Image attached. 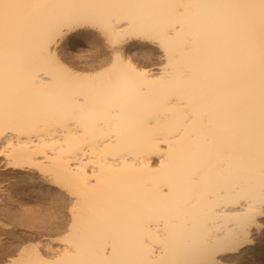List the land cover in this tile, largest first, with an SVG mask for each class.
I'll return each mask as SVG.
<instances>
[{"label":"bare ground","instance_id":"obj_1","mask_svg":"<svg viewBox=\"0 0 264 264\" xmlns=\"http://www.w3.org/2000/svg\"><path fill=\"white\" fill-rule=\"evenodd\" d=\"M1 169L70 204L61 248L1 264L252 263L264 0H0Z\"/></svg>","mask_w":264,"mask_h":264},{"label":"rangeland","instance_id":"obj_2","mask_svg":"<svg viewBox=\"0 0 264 264\" xmlns=\"http://www.w3.org/2000/svg\"><path fill=\"white\" fill-rule=\"evenodd\" d=\"M75 41L78 42V40ZM96 42L98 43L99 41L97 40L95 43ZM142 48L141 52L137 53L138 55H134L135 57L137 56L136 61L138 66L149 68L164 62L162 59L155 58L158 52L145 47L144 49ZM1 170L0 187L2 189L0 188V206L2 205V207H0V264L9 261H21L23 257V247H30V245L39 244L40 242L43 243V240L45 242L50 241L51 247L54 249L61 248L62 242L60 237L65 235L69 223L68 211L70 204L67 203V197H65V199L63 197L62 199L61 195L63 193H61L55 185H53V187L52 184H48L46 181H37L38 179L34 177L38 178V176H35V174H28L26 171L16 170L17 173L11 175V173L8 172L9 170ZM9 178L10 180H8ZM8 182L11 183V186ZM5 188H7V191ZM52 192H56V196L58 197H53L55 194H52ZM4 193L6 195L8 193L7 198H5L6 195ZM17 200L21 202L18 201L17 203ZM9 205H13V213L12 210L10 212L8 209H11V206L8 207ZM20 206H22V208ZM7 209L9 211H7ZM51 240L55 241L52 242ZM260 251L256 260L252 261V263L246 261L245 256L236 258V261L234 256L238 255V253L225 255V262L227 264H264V249L261 247ZM44 255L45 259H50L46 258V254ZM229 257L231 258L230 260L228 259ZM233 258L235 259L234 261H232Z\"/></svg>","mask_w":264,"mask_h":264}]
</instances>
